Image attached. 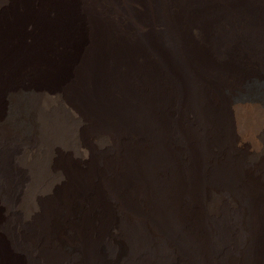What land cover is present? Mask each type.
Here are the masks:
<instances>
[{
	"label": "bare ground",
	"instance_id": "1",
	"mask_svg": "<svg viewBox=\"0 0 264 264\" xmlns=\"http://www.w3.org/2000/svg\"><path fill=\"white\" fill-rule=\"evenodd\" d=\"M263 104L264 0H0V264H264Z\"/></svg>",
	"mask_w": 264,
	"mask_h": 264
},
{
	"label": "rangeland",
	"instance_id": "2",
	"mask_svg": "<svg viewBox=\"0 0 264 264\" xmlns=\"http://www.w3.org/2000/svg\"><path fill=\"white\" fill-rule=\"evenodd\" d=\"M249 117L251 119L249 120ZM246 120V121H245ZM245 125H252L254 128H264V104L263 106H257L256 109H254V113L252 116L245 117V119L242 121ZM254 149H256L254 147Z\"/></svg>",
	"mask_w": 264,
	"mask_h": 264
}]
</instances>
